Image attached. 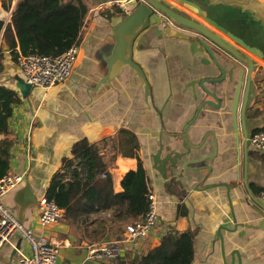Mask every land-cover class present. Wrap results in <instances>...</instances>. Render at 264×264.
Wrapping results in <instances>:
<instances>
[{
  "label": "crops",
  "instance_id": "1",
  "mask_svg": "<svg viewBox=\"0 0 264 264\" xmlns=\"http://www.w3.org/2000/svg\"><path fill=\"white\" fill-rule=\"evenodd\" d=\"M19 1L15 0L9 11L4 10L0 1V21L5 24L11 22ZM130 1L84 0L89 12L80 32V52L72 76L65 83L48 90L33 88L25 100L15 87V77L21 76L20 67L18 63L12 62L10 50H6L9 48L0 41V51L5 54L0 84L15 90L22 100L14 107L13 117L9 121V138L14 141L10 173L25 175L23 185L9 192L3 198V204L15 216H18L19 205L27 202L30 193L39 204L52 178L62 169L63 160L72 157V148L77 142L87 140L96 144L102 154L110 158L114 151L113 143L108 139L115 140L125 131L136 137L138 150L135 158H117L112 169L115 191L121 192L123 178L127 173L136 171L138 161H141L150 189L158 199V226L147 238L136 243L126 241L125 226L122 231L118 226H111L112 232H108L103 241H82L63 219L57 224L41 228L38 205H31L24 209L21 220L37 236L45 235L60 247L56 264H114L98 260L91 254L92 249L106 242H118L122 247L119 262L129 263L160 246L170 226H175L180 232L191 231L194 240L197 238V251H194L192 264H233L234 261L238 264L234 251L240 253L242 264H264V232L253 231L246 226L256 223L245 215V211H249L248 206H254L250 198H261L264 192V152L255 151L250 145L245 149L242 144L245 134L241 129V113L245 102L241 101L237 110V134L241 141L237 149L229 150L232 146L222 144L215 162L205 163L213 168V173L205 183L211 189L191 191L185 204L176 203L177 199L172 201L162 193L152 160L157 152L155 142L164 140L167 143L170 139L161 133L159 119L150 111L145 113L146 93L140 75L132 74L129 67H122L117 75L111 76L110 59L116 48L111 19L122 16V9ZM163 1L185 10L191 18L217 32L255 63V74L260 81L255 89V97L247 105V116L245 111L247 133L251 135L264 128V0H187L193 4L192 9L185 8L181 0ZM194 5L200 7L206 16L201 17ZM134 7L136 5L128 6L127 10L130 12ZM222 28L228 33L223 32ZM238 39L252 48L250 52L244 49ZM158 88L161 95L162 86ZM182 88L178 85L176 96L180 97ZM192 112V108L183 109L180 103L173 102L168 105L165 124L170 130H178L192 116ZM223 124L222 132L231 134L232 119ZM140 125L149 126L152 130L143 134L139 130ZM209 129L216 133L221 131L216 125H210ZM201 138L192 136L191 143L198 145ZM2 139L4 136L0 135ZM194 158L197 157L192 156L190 159ZM187 160L189 158L183 162ZM207 173H199L197 179H204ZM232 212H235L237 223L242 228L239 227L235 233L221 231L224 258L217 232L221 226L233 228ZM19 245L20 249H17ZM28 252V245L20 237H14L12 244L1 249L0 264H18L21 254Z\"/></svg>",
  "mask_w": 264,
  "mask_h": 264
},
{
  "label": "trees",
  "instance_id": "2",
  "mask_svg": "<svg viewBox=\"0 0 264 264\" xmlns=\"http://www.w3.org/2000/svg\"><path fill=\"white\" fill-rule=\"evenodd\" d=\"M9 11L15 0H0ZM89 9L84 0H20L12 13L11 22L0 21V41L9 48L12 62L18 63L20 55L38 54L58 57L72 46L80 45L81 30ZM4 53L0 51V74L4 71ZM22 102L19 94L0 84V180L11 171L14 141L9 138V121L14 107ZM264 130L258 129L255 132ZM113 143L114 155L110 158L87 140L77 142L72 157L63 160L59 170L46 190L48 200H54L63 210V220L80 240L103 241L111 226L121 229L144 217L151 191L146 170L141 161L138 169L125 175L122 190L115 191L112 169L118 157L135 158L137 139L121 132ZM106 149V148H105ZM110 215V216H108ZM194 234L180 232L170 226L162 237L160 246L147 255L129 263L118 264H192Z\"/></svg>",
  "mask_w": 264,
  "mask_h": 264
},
{
  "label": "flooded vegetation",
  "instance_id": "3",
  "mask_svg": "<svg viewBox=\"0 0 264 264\" xmlns=\"http://www.w3.org/2000/svg\"><path fill=\"white\" fill-rule=\"evenodd\" d=\"M181 3L187 9L193 8L190 1L181 0ZM134 5L139 6L140 0H137ZM166 6L175 13L203 25L223 40L221 35L217 34V32L200 21L191 18L185 10L177 6L173 7L170 4H166ZM161 19L163 18H160V20ZM157 22L156 19L152 24L150 21L148 23L144 20L137 23L136 27L139 32L135 34L136 38L133 44L137 37H139V44L137 48H135L134 44L135 49L130 50L129 56L126 59V64L132 74L139 71L142 87H144L146 93L145 113L150 111L159 119L161 133L165 134L168 139H170L167 143H165L164 140L155 142L157 152L153 155L152 164L155 169L157 183L162 193L174 201L175 199L178 200L179 197L181 198L184 194V192L180 194V191L178 192L176 190L175 183H172L174 177L179 175V172L174 170V165L175 161L177 162L176 157H178L179 152L182 151L180 144L182 145L184 141V131H187V135L190 138L192 136H207V138H211V140L214 137L218 139L219 151L217 157L212 161L213 163L220 154L222 144H224V146H232L229 147V150L234 149L235 151L241 142L237 134L238 130H235L231 140L229 139L228 142H226L225 136L227 133L222 132V125H224V122L231 120L234 116L232 111V101L234 97H237V100L239 99L238 107L240 102H245V100L249 106L252 99L255 97V89L256 86L259 85L260 80L255 74V65L251 68L250 66L244 67L233 55H229L219 47L211 46V55L208 53L206 55L198 53L199 51H204V48L199 44L198 40L203 39L205 42L210 43L203 35L169 18L167 19L166 26L158 25ZM130 25L129 23V26ZM165 27H170L174 31L183 33L188 38L166 36L164 34ZM193 39H195L197 45L194 50H191L190 46ZM236 51L239 50L236 49ZM137 68L138 71H136ZM200 76L204 77L203 83L208 93L204 92L196 82L193 86L195 91H192L190 83L199 80ZM159 85L162 86L161 95L158 93L160 91L158 88ZM178 85L183 87L180 97L176 96L175 93ZM196 96H198L197 100H195ZM211 96L216 98L217 103L215 102L212 106L204 108L197 116L196 121L190 124L200 104L204 101L214 102ZM160 99H162L160 101L161 103H159ZM173 102L180 103L183 109L192 108L193 111L192 116L180 126L178 130H170L165 124L168 105ZM247 113L248 110L246 111V116ZM242 114L243 113H241V116ZM255 115L256 113L253 116ZM236 119L238 120V115ZM133 123L134 122L131 121L132 125ZM175 124H178V120H176ZM188 124L190 127H188ZM210 125H216L221 131L219 133L211 131L209 129ZM139 130L143 134H148L152 129L149 126L140 125ZM254 133L255 132L248 135L247 138H244L242 143L244 148L246 147V142L247 146L250 145L249 142ZM195 156L198 158L200 154H196ZM204 177L205 178L201 180L197 179L193 182H188L186 185L188 196L191 195V191L194 190L195 184L197 185L202 182V186L204 185L203 188L210 187L209 185H205L208 180L207 174H205ZM192 183H194L193 186H189L192 185ZM190 188L191 190H189Z\"/></svg>",
  "mask_w": 264,
  "mask_h": 264
},
{
  "label": "water",
  "instance_id": "4",
  "mask_svg": "<svg viewBox=\"0 0 264 264\" xmlns=\"http://www.w3.org/2000/svg\"><path fill=\"white\" fill-rule=\"evenodd\" d=\"M137 2V0H132L130 1V3L128 4V6L134 5ZM165 4V5H163ZM166 2L163 0H140V5H136V7H134L133 9H131L132 11H128L127 7L124 9H122V11L125 13L122 16L119 17H113L111 19V28H112V32H113V37L115 39L116 42V48L114 51V56L110 59V65H111V71L113 73H111V76L117 75L120 70H122V67H127L126 64V59L129 56L130 50L131 49H135L138 46L139 43V37H137L136 41H135V48H134V40L136 38V33L139 32V30H137V23L139 21L144 20L145 22L150 21V23L152 24L154 20L157 19V24L158 25H164L166 26L167 23V19L169 18L172 21H175L177 23H180L181 25H184L185 27H188L190 29H192L193 31H195L198 34L203 35L206 39H208V41H210V43L205 42L203 39L198 40L199 44L204 48V51H199L198 53H201L203 55L208 54H212L211 51V46L213 47H219L222 50H224L226 53H228L229 55H233L235 57V59L238 60V62L240 64H242L244 67L250 66L253 67L255 65V63L248 57L247 54L241 53L239 51H236V49L231 46V44L227 43V41H225L224 39L222 40L218 35L214 34L212 31H210L208 28L204 27L203 25H200L198 23H196L195 21H192L186 17H183L182 15H179L177 13H175L173 10H171L169 7L166 6ZM193 5V4H192ZM196 8V11L198 14H200L202 17H205V13L204 11L200 8V7H196V5H194ZM160 18H163L160 20ZM129 23L131 24L129 26ZM216 24V23H215ZM117 25H119V28L117 27ZM131 28V29H130ZM223 32L228 33V31L224 28H222ZM166 36H170V37H182V38H188L186 35H184L183 33H180L178 31H174L173 29H171L170 27H165V33ZM239 43L244 47V49H246L247 51L251 50L252 48H250L246 43H244L243 41H241L240 39ZM196 42L195 39H193L192 43H191V50H194L195 46H196ZM7 51H9V49H6ZM238 52V53H237ZM250 52V51H249ZM138 71V68L137 70ZM139 74V71L137 72ZM203 76H200L199 80L193 81L192 83H190V86L193 89V86L195 84V82L197 84H199V86L201 87V89L208 93V91H206L205 87H204V83H203ZM15 81H16V89L18 90L19 94L21 95L22 99H27L28 96L30 95L31 91L33 90V86L31 84H27L26 81L21 77V76H16L15 77ZM195 91V90H194ZM237 96V94H236ZM211 98L214 100L213 101H204L202 104H200V106L198 107V109L196 110L195 113V117L192 120V123H194L197 119V116L199 115V113L206 107H210L213 105V103H217V100L215 97L211 96ZM198 99V96H196L195 100ZM238 101L237 97H234L232 103H233V107H232V111L234 113V116L232 117V129L233 132L231 134H227L225 136V141L228 142V140H231V137L233 136L235 130H239V124H238V120L236 119L237 117V109H238ZM247 108V101L245 100V103L243 105V114L241 116V129L242 131H244V138L248 137V133H247V122L245 119V111ZM188 127H190V125L188 124ZM183 142H182V151L179 152L178 157H176L177 162L175 161V165H174V170L179 172V175L174 177V181L172 183H175L176 186V190L179 192L180 194H183V196L175 202L176 203H187V201L189 200L188 198V189H186V185L188 184L189 181H195L197 180V178L199 177V173L201 172H205L207 171V176L209 177L213 171V168L211 166H206L205 163L207 161H210V163L214 160V158L217 157L218 155V151H219V143H218V139H216V137H214L211 141L207 138V136L201 138V141L198 145H193L191 143V139L190 137L187 135V131H184V135H183ZM245 149L248 147L247 146V142L245 143ZM210 150H213V152L211 153ZM196 154H200V158H194V159H190L192 158V156H195ZM189 158V160H187L186 162H183L184 159ZM175 159V160H176ZM181 163V165H180ZM205 176V175H204ZM187 181V183H186ZM194 183H192V185L189 186H193ZM194 190L193 191H199V192H204L206 190V188L201 187L202 186V182L198 183L197 185H194ZM227 187L226 185H222ZM206 189V190H205ZM249 189V188H248ZM27 191L30 193V188L27 187ZM252 200V202L254 203V206H248L249 207V211H245V215L248 218H253V220L256 222L255 224H247L246 226H248L250 230L253 231H259L261 230L262 232H264V200L262 198H255V197H251L250 198ZM31 205H38V202L36 200V197L30 193L29 198L27 200L26 203L22 204L21 206L19 205L18 208V216H16V218L18 219V221L24 225V223L21 220L22 217V212L24 211V209L28 208ZM232 223H233V228H227L225 226H221L220 229L218 230L217 234L218 237L220 238L221 241V246H222V253L223 256L225 258V254H224V239L222 237L221 231L222 230H226L229 231L231 233H235L239 227L242 228V226H240L239 223H237V218L235 215V212H232ZM17 249H20V245L17 247ZM193 249L194 251H197V238L193 241ZM234 256H236L237 260H238V264H242V260L240 258V253L238 251H234L233 253ZM235 262V261H234ZM233 262V264H235Z\"/></svg>",
  "mask_w": 264,
  "mask_h": 264
},
{
  "label": "built area",
  "instance_id": "5",
  "mask_svg": "<svg viewBox=\"0 0 264 264\" xmlns=\"http://www.w3.org/2000/svg\"><path fill=\"white\" fill-rule=\"evenodd\" d=\"M79 45L72 46L66 53L58 57L32 54L20 55L18 65L21 77L33 88L51 89L70 79L79 57ZM250 146L258 152H264V130L254 133ZM25 175L9 173L0 180V255L1 249L12 244L14 237H20L29 247L28 253L20 256L18 264H56L60 247L47 236H37L35 232L22 225L14 213L5 207L3 198L12 190L23 185ZM264 200V192L261 193ZM40 212L39 225L45 228L59 223L63 219V210L54 200L42 197L38 204ZM159 224L158 199L151 190L149 193L148 209L144 217L133 221L125 228V239L136 243L147 238ZM94 258L108 263H118L122 257V247L118 242H106L92 249Z\"/></svg>",
  "mask_w": 264,
  "mask_h": 264
}]
</instances>
